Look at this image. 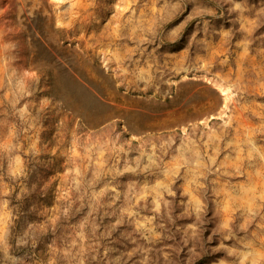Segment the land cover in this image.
Segmentation results:
<instances>
[{
    "label": "rangeland",
    "instance_id": "1",
    "mask_svg": "<svg viewBox=\"0 0 264 264\" xmlns=\"http://www.w3.org/2000/svg\"><path fill=\"white\" fill-rule=\"evenodd\" d=\"M0 264H264V0H0Z\"/></svg>",
    "mask_w": 264,
    "mask_h": 264
},
{
    "label": "water",
    "instance_id": "2",
    "mask_svg": "<svg viewBox=\"0 0 264 264\" xmlns=\"http://www.w3.org/2000/svg\"><path fill=\"white\" fill-rule=\"evenodd\" d=\"M219 94H220V97H221L222 101H224L225 100L224 95L222 93H219ZM221 108H223V102H222ZM212 117H214V115L213 114H209L206 119H210Z\"/></svg>",
    "mask_w": 264,
    "mask_h": 264
}]
</instances>
